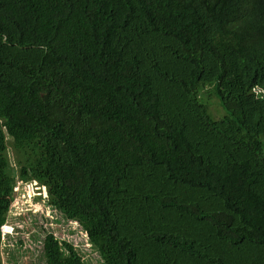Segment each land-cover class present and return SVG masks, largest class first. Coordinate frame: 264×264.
Wrapping results in <instances>:
<instances>
[{
	"label": "trees",
	"instance_id": "1",
	"mask_svg": "<svg viewBox=\"0 0 264 264\" xmlns=\"http://www.w3.org/2000/svg\"><path fill=\"white\" fill-rule=\"evenodd\" d=\"M18 180L103 264H264V0H0V264Z\"/></svg>",
	"mask_w": 264,
	"mask_h": 264
},
{
	"label": "rangeland",
	"instance_id": "2",
	"mask_svg": "<svg viewBox=\"0 0 264 264\" xmlns=\"http://www.w3.org/2000/svg\"><path fill=\"white\" fill-rule=\"evenodd\" d=\"M179 76L183 77L179 72ZM212 92L211 86L204 87L202 94ZM10 157L14 163L13 153ZM140 187L137 193L147 195L151 188L157 191L159 183H147V178L135 181ZM166 194L183 195L194 198L197 194L187 188H176L174 183L167 185L160 183ZM17 191L6 222L8 230L5 235L2 257L3 264H46L43 258V239L46 232H51L61 241L73 243L85 258L87 264H103L99 254L89 244L86 234L78 224L66 221L61 215L46 205V190L38 183H24L18 180ZM151 187V188H150ZM170 211H168L169 213ZM183 226L178 220L170 218L169 228Z\"/></svg>",
	"mask_w": 264,
	"mask_h": 264
},
{
	"label": "built area",
	"instance_id": "3",
	"mask_svg": "<svg viewBox=\"0 0 264 264\" xmlns=\"http://www.w3.org/2000/svg\"><path fill=\"white\" fill-rule=\"evenodd\" d=\"M21 182H23V181H21ZM37 183V182H36ZM39 185V184H38ZM45 189L46 190V188L45 187H41V189ZM16 191H17V186H15V194H16ZM45 197L47 198V191H46V193H45ZM7 233H6V231H5V226H3V240L5 239V235H6Z\"/></svg>",
	"mask_w": 264,
	"mask_h": 264
},
{
	"label": "clouds",
	"instance_id": "4",
	"mask_svg": "<svg viewBox=\"0 0 264 264\" xmlns=\"http://www.w3.org/2000/svg\"><path fill=\"white\" fill-rule=\"evenodd\" d=\"M14 200H15V199H14ZM11 207H12V206H11ZM10 210H11V209H10ZM5 225H6V224H5ZM5 225H4V226H5ZM2 230H3V229H2Z\"/></svg>",
	"mask_w": 264,
	"mask_h": 264
}]
</instances>
